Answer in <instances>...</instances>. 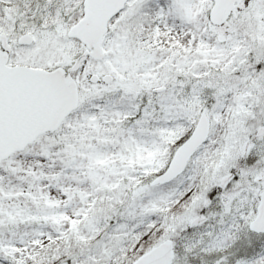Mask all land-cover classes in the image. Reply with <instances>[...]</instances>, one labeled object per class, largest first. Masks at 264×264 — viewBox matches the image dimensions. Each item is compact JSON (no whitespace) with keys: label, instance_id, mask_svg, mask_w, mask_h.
Listing matches in <instances>:
<instances>
[{"label":"snow or ice","instance_id":"6c2138e0","mask_svg":"<svg viewBox=\"0 0 264 264\" xmlns=\"http://www.w3.org/2000/svg\"><path fill=\"white\" fill-rule=\"evenodd\" d=\"M0 264H264V0H0Z\"/></svg>","mask_w":264,"mask_h":264}]
</instances>
